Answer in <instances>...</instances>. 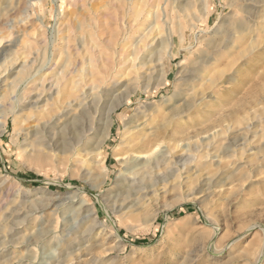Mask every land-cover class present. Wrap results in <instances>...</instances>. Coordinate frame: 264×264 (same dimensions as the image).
Listing matches in <instances>:
<instances>
[{"label":"rangeland","instance_id":"obj_1","mask_svg":"<svg viewBox=\"0 0 264 264\" xmlns=\"http://www.w3.org/2000/svg\"><path fill=\"white\" fill-rule=\"evenodd\" d=\"M233 2L182 0L179 4L188 3L183 12L173 0H148L149 6L140 0H0V264L257 263L264 244V150H260L264 147V44L253 55H225L215 63L217 69H226L221 87L207 90L205 111L194 112V120L183 122L180 130L166 131L180 146L176 152L173 149V158L161 161V168H153L151 182L146 179L149 189L156 191L149 193L147 213L123 217L121 212L108 213L110 188L126 169L122 161L128 156L114 155L123 140L125 121L151 109L167 110L181 90L180 79L190 62L233 13ZM140 4L143 11L134 22ZM81 24L90 32L97 24L102 38L128 29L125 46H119L120 55L114 59L123 73L115 80L128 82L123 92L114 94L125 102L113 112L111 134L100 146L106 155L104 164L93 142L84 157L59 154L65 158L60 160L50 152L38 157L24 137L38 121L23 118L16 123L13 114H21L22 106L36 101L39 109L44 108L48 93L58 87L52 86L53 73L61 71L68 51L79 63ZM162 39L166 46L160 54H152ZM95 51L99 56L100 49ZM15 56L19 59L11 65ZM24 61L27 73L21 75L17 64ZM44 64L48 79L31 81L29 74ZM74 80L79 81L77 76ZM91 86L89 81L82 89L88 92ZM69 88L73 89L71 82ZM82 89H73V104L82 99ZM144 106L149 110L144 111ZM207 126L211 129L201 132ZM217 131L220 134L214 137ZM188 138L194 147L199 145L194 161L187 160L192 145ZM212 141L218 146L210 153L221 149L222 165L202 158L207 151L204 144ZM163 147L161 143L154 148L152 155H133L153 158ZM180 154L185 157L180 159ZM93 217L96 231H85ZM81 234L74 254L67 257L68 240Z\"/></svg>","mask_w":264,"mask_h":264},{"label":"bare ground","instance_id":"obj_2","mask_svg":"<svg viewBox=\"0 0 264 264\" xmlns=\"http://www.w3.org/2000/svg\"><path fill=\"white\" fill-rule=\"evenodd\" d=\"M173 2L175 3L178 11L185 12L183 8L188 7V3L179 4L182 0H173ZM231 2L233 1L231 0ZM140 3L147 4L148 0H140ZM157 5H159V2ZM232 6L233 13L220 25V28L216 32L217 37L208 39L206 47L203 50H200L195 59L190 62V66L186 74L180 79L181 90L175 98V101L170 105H166L165 103L167 110L162 111L163 109L161 108H155L151 109L149 112L146 111L143 113L141 111V114L138 113L135 115L134 113H136V111L133 113V115H135L133 118L125 121L126 129L122 136L123 140L120 143V147L114 151V155H127L128 158H123L124 160L122 162L125 163L126 169L124 168L125 170L117 176L115 184L112 186L113 188H110L111 191H109L110 198L108 201V208L111 212L108 211L109 214L121 212V215L124 214V216L125 214H134L133 216H138L139 214L142 215L143 213H147L149 205L147 200L149 203L151 200L149 193L156 191L154 189H149V184L147 185L148 181H146V179L150 178L151 176L149 175L154 173L153 172L151 174L154 167L157 169L160 167L162 164L161 161L164 163L168 161V158L174 157L173 151L175 150L176 152V148L180 144L175 135L168 137L166 131H169V128H172L173 131H176L177 128L181 129L183 122L194 120V112L202 115L205 111L208 105L206 103L204 104V101L207 99L206 96H209L207 90L219 86L221 83L220 79L223 77L226 69H217L214 65L215 63L219 62L225 55H253L259 48H261L262 44H264V0H236L233 2ZM157 9H159L158 6ZM152 10L153 9L151 8V10L147 11L149 15L153 13L151 12ZM142 11L143 10L141 9L140 4L139 9H136L134 13V22L139 20L138 18ZM90 28H92V32H90L89 28L85 25L81 27L82 39L81 42L79 41L80 44H78L77 47L81 56L79 63H75L74 55L68 51L61 71L53 73L55 81L52 86L58 85V87L56 90H52L48 93L47 98L44 100V108L39 109L40 107H38V103L36 101L30 107L28 105L27 108L22 106L20 108V111H23L21 114L14 112V109L11 110V112H14L13 114H15L14 120L16 123L23 118L25 120L35 118V120L38 121L37 126H34L35 128H33V130L28 129V131H25L24 134L27 148H30V150H32L38 157L44 158L46 156L45 154L48 152H50L48 154L52 157L57 155L62 157L76 154L84 157V151L87 146L93 142L92 148H97L96 151L98 150V154H102L104 156L100 159V162L104 164L106 155L103 153L100 146L109 138L111 134V126L114 124L112 117L113 112L125 102L124 99H121V96L114 94L115 92H123L126 89L125 86L128 85V82L119 83L115 80L116 75L121 77L123 76V73L116 67L117 63L114 59L116 55H120L121 49L118 50L119 46H125L123 42L128 34V29L123 27L121 32H113L109 36L102 38L98 32L97 24H92ZM165 46V40L162 39L158 41L157 46L152 48L151 53L160 54ZM96 49H100L99 56L96 54ZM18 59V56H15L11 65L16 64L15 62H17ZM17 65H21V68L18 71L19 74L22 75L27 73L25 61L23 63L20 62ZM45 67L46 64L42 65L35 74L30 73L28 78L33 77L30 79L31 81L41 79L46 81L48 79V74L42 71ZM74 67L77 68L73 72L71 68L74 69ZM134 70L137 71L136 68ZM211 70H214L213 74H210ZM69 75L70 78H68ZM76 76L79 81L74 80ZM89 81H91L92 86L87 92L84 91V88L82 89V87H84V85H86ZM70 82L72 83L73 89L83 90L82 99L77 98L78 100L75 101L74 104L71 98L75 94L74 90L69 88ZM101 87L102 89L97 92L96 90ZM44 91L45 84H43L41 93L43 94ZM125 93H123V96L125 95L126 97L129 93ZM174 95L175 93L172 96ZM210 97L213 98L214 96L210 95ZM101 101L102 103L100 104ZM162 102L163 101H161V103ZM73 105L75 108L72 110L71 106ZM146 105L148 106V104ZM151 106L149 107L152 108ZM69 107L71 108L69 109ZM139 109L142 110V108ZM139 109L137 110L140 111ZM145 109L146 108L144 106V111ZM161 111L162 114L159 115V112L161 113ZM6 120V115H4L2 119L3 122H1L4 126L7 122ZM88 121L91 123L89 124L90 126L86 127V123ZM3 125L2 131H5V127ZM210 129L211 126H207L202 128L201 132H207ZM223 131L225 132V128ZM89 132H91V135H89ZM214 134V137H216L220 134V131H217ZM189 139L190 138H188V142H191ZM161 143H164V147L160 149L159 153L157 152L158 155H155L153 158L149 157L146 159H139L142 154L152 155L149 153H153L154 148L159 147ZM98 144L100 145L95 147ZM189 145L190 149H187V160L191 159L194 161L198 157L197 152L199 145L197 144L194 147L192 142L189 143ZM204 145L207 148V151L204 153L202 158L207 159L210 157V159L205 162H218V165H222L223 156L221 149L217 148L215 153H210L213 146H218L216 145V141L207 142ZM260 150H264V147H261ZM134 153H138L137 155L140 156H134ZM182 153L186 154L185 152ZM59 154L63 155L61 156ZM181 154L180 159L184 156ZM60 157V160L65 159L64 157ZM96 162L97 161H95V163ZM105 169L107 168L105 167ZM107 172L106 174H108ZM234 172L235 170L232 173L230 172L231 175H235ZM103 173L105 175V171ZM153 177L154 176H152V178ZM105 178L103 177V179ZM151 180L149 182H151ZM103 181L105 182V180ZM95 186L93 187L98 188V185L97 187ZM94 220H96V218L91 219L93 222L85 228V231H96L98 222L96 220L97 223H95ZM104 227H106V225ZM82 238L83 236L81 234L79 238L68 240V249L65 251V255L67 257H71L74 254L73 247L79 244ZM262 257H264V244L261 248L259 257L257 258V263L255 264H261ZM69 260L70 259H67L66 261ZM59 263H61L60 260L57 264Z\"/></svg>","mask_w":264,"mask_h":264}]
</instances>
